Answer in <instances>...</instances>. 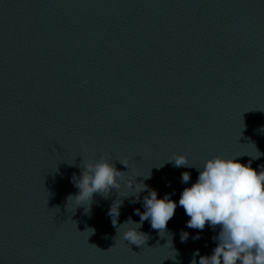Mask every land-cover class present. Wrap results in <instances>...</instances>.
I'll return each mask as SVG.
<instances>
[{
    "label": "water",
    "instance_id": "water-1",
    "mask_svg": "<svg viewBox=\"0 0 264 264\" xmlns=\"http://www.w3.org/2000/svg\"><path fill=\"white\" fill-rule=\"evenodd\" d=\"M262 125L264 0H0V264L211 255L220 226L188 228L179 205L165 230L144 221L145 244H129L134 225H119L139 222L148 192L137 203L124 190L96 193L85 213L68 200L72 177L105 157L178 203L209 158L259 171ZM181 153L191 166L169 161Z\"/></svg>",
    "mask_w": 264,
    "mask_h": 264
},
{
    "label": "clouds",
    "instance_id": "clouds-1",
    "mask_svg": "<svg viewBox=\"0 0 264 264\" xmlns=\"http://www.w3.org/2000/svg\"><path fill=\"white\" fill-rule=\"evenodd\" d=\"M264 131V125L260 127ZM258 159L264 153L257 149ZM239 157V156H237ZM237 157L216 156L205 161L203 167H197L199 172L195 183L184 188L177 201L171 194L158 196V191L149 189L143 181H137V176H125L124 171L117 169L109 159L101 157L96 161L83 162V172L80 176L73 175L72 182L79 189L78 194L70 195L69 202L77 206L86 205L85 213L90 212L94 194L100 193L107 197L112 189H117L121 196L124 190L128 194L123 197L134 196L132 203L140 200V193L147 191L143 198L144 211L135 209L140 216L139 222L131 217L119 227L131 224L123 233V240L137 246L145 244L146 234L139 229L144 221H150L153 229L165 230L168 222L175 215L179 206L190 217L188 228L203 230L205 226L220 231L214 239L218 241L211 255H200L197 249L193 253L191 264H264V165L257 171L252 167L251 160L245 164ZM169 161H174L176 167L191 166L187 154H177ZM121 162V161H120ZM127 165L126 162H121ZM128 166V165H127ZM151 174L144 176L149 179ZM182 183L191 180V173L184 172ZM123 200H116L108 211L113 226L118 224L120 208ZM92 234L94 233V228ZM190 233L183 231L181 242H186ZM200 239V235L192 237ZM111 249V248H110ZM108 249V250H110ZM196 257H199L197 262Z\"/></svg>",
    "mask_w": 264,
    "mask_h": 264
}]
</instances>
